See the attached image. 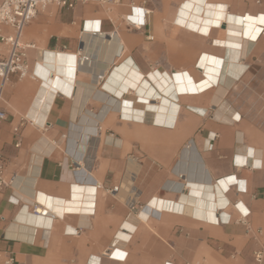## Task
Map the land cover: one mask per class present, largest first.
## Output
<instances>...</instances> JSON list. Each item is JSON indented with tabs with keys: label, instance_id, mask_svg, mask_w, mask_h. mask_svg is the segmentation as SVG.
Listing matches in <instances>:
<instances>
[{
	"label": "crops",
	"instance_id": "0c3cea01",
	"mask_svg": "<svg viewBox=\"0 0 264 264\" xmlns=\"http://www.w3.org/2000/svg\"><path fill=\"white\" fill-rule=\"evenodd\" d=\"M23 40L43 59L29 50L32 76L4 93L0 264H256L264 0L47 8Z\"/></svg>",
	"mask_w": 264,
	"mask_h": 264
},
{
	"label": "built area",
	"instance_id": "2783aa9c",
	"mask_svg": "<svg viewBox=\"0 0 264 264\" xmlns=\"http://www.w3.org/2000/svg\"><path fill=\"white\" fill-rule=\"evenodd\" d=\"M91 3H96L110 9L120 4L121 0H0V46L4 47V50L0 52V125L8 119L3 104L5 102V89L10 78L17 76L18 79L22 80L32 76L28 52L34 49L37 50L38 55L36 45L23 40L26 27L50 5H56L60 9L74 10L78 5H88ZM143 14L144 16H148L150 15V11L144 9ZM143 25H138L136 22L130 20L127 21V28L130 30L141 31ZM148 39L152 40L153 38L149 37ZM4 167L5 161L0 155V188L7 186V183L3 179ZM114 190H117V188ZM32 213L40 217L50 216L52 219L56 218L54 214L48 212L46 207L39 204L32 206ZM78 232L79 229L74 228L67 233L78 234ZM255 263L264 264L263 250L255 253ZM4 264H15L14 258L8 256Z\"/></svg>",
	"mask_w": 264,
	"mask_h": 264
},
{
	"label": "bare ground",
	"instance_id": "6f19581e",
	"mask_svg": "<svg viewBox=\"0 0 264 264\" xmlns=\"http://www.w3.org/2000/svg\"><path fill=\"white\" fill-rule=\"evenodd\" d=\"M133 22H136V21H133ZM145 22H146V20H144L142 23H140V22H136L138 25H141V24H145ZM84 38V37H83ZM85 39L87 40V42H86V44L88 43V42H92V38H91V36L90 35H88V34H86L85 35ZM106 44H107V41H106ZM109 44V46L108 47H106L105 49H100L101 51V53L100 54H102V53H104L103 54V56L105 57L104 59L106 60V61H108V62H112L113 61V58L114 57H116V56H119V55H121L122 54V45H121V40H120V38H119V36H118V34H112V39L110 40V43H108ZM88 47H86L87 48V52L89 53L90 51H89V49H90V45H87ZM86 51V50H85ZM84 51V52H85ZM87 52H85V54H88ZM102 56V55H101ZM38 59L39 60H42L43 59V51H38ZM85 56L83 57V58H81L80 59V63H79V65L81 66V65H83L84 63H85ZM87 65V64H86ZM89 65L91 66V64L89 63ZM201 65H202V62H201ZM205 65V64H204ZM88 67V66H87ZM203 67V66H202ZM84 68V67H83ZM220 72V71H219ZM159 73V72H158ZM160 77V76H159ZM158 77V78H159ZM161 78V77H160ZM158 80V79H157ZM189 80H191V79H189ZM202 81V80H201ZM181 82H183V81H181ZM200 82V81H199ZM202 83H204V82H202ZM206 83V82H205ZM189 84H190V82H189ZM151 85V84H150ZM200 85V84H199ZM202 85V84H201ZM210 85H211V83H206L205 85H203L201 88L203 89V88H206V87H210ZM196 86H197V83L195 82L194 83V88L196 89ZM153 87V86H152ZM214 87V86H213ZM192 88V87H191ZM155 90V89H154ZM199 90V89H198ZM203 90H205V89H203ZM162 91V90H161ZM201 93V92H200ZM132 94V93H131ZM141 99V98H140ZM147 100V99H146ZM136 101V100H135ZM148 101H149V99H148ZM147 101V102H148ZM137 102V101H136ZM143 103V102H142ZM144 104V103H143ZM149 105H148V108H151V109H156L157 111H159V110H161V111H166L168 108H166L165 106H161L160 104L157 106V107H155V106H153L154 104H150V103H148ZM134 106V105H133ZM129 108V107H128ZM137 108V107H136ZM135 108V109H136ZM138 110V109H137ZM140 110V109H139ZM151 118H153V117H151ZM164 121V120H163ZM82 129V128H81ZM82 131V130H81ZM196 165V164H195ZM94 182V181H93ZM87 223V222H86Z\"/></svg>",
	"mask_w": 264,
	"mask_h": 264
},
{
	"label": "rangeland",
	"instance_id": "374dc122",
	"mask_svg": "<svg viewBox=\"0 0 264 264\" xmlns=\"http://www.w3.org/2000/svg\"><path fill=\"white\" fill-rule=\"evenodd\" d=\"M49 8H53L54 9V11H56L59 7H57L56 5H50L49 7H48V9ZM46 11V10H45ZM42 12H44V11H42Z\"/></svg>",
	"mask_w": 264,
	"mask_h": 264
}]
</instances>
